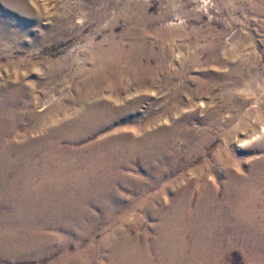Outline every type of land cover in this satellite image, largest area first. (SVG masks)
Wrapping results in <instances>:
<instances>
[{
  "label": "bare ground",
  "instance_id": "1",
  "mask_svg": "<svg viewBox=\"0 0 264 264\" xmlns=\"http://www.w3.org/2000/svg\"><path fill=\"white\" fill-rule=\"evenodd\" d=\"M11 1L23 5L21 0ZM249 3V10L264 18V0ZM129 23L133 27L119 40L93 46L89 58L94 66L79 71L84 88L78 94V111L71 114L60 107L47 114L37 123L36 129L45 134L38 140H32V131L20 123L23 85L2 91L0 206L9 211L0 215V248L20 250L25 246L31 250L56 242L59 236L65 241L73 238L77 246L75 254L61 264H80L88 256L106 264H228L235 251L244 264H264V156L245 161L233 151L264 141V116L255 110L233 126L246 107L244 101L234 104L237 115L231 118L229 114L220 116V105L213 98L199 104L200 95H213L221 73L209 74L208 79L188 76L184 60L189 59L195 67L198 57L180 52L175 73L163 67L164 81L170 84L176 78L182 83L184 79L186 86L177 87L160 113L149 109L145 122L130 133L126 129L112 131L132 110L122 104L127 96L125 82L150 90L157 79L148 61L153 49L145 38L174 37V31L154 27V20L129 19ZM127 39L138 41L126 48ZM233 49L223 53L228 63L236 61L221 91L228 104L236 101L232 86L240 92L247 87L245 77L240 81L233 77L244 67L253 73L256 66L244 49ZM209 60L200 65L204 73ZM105 88L117 92V103L112 102V96L104 99ZM197 108L206 109L207 115L195 127ZM44 125L45 131L41 129ZM94 138L98 139L89 143ZM216 143L215 152L209 155ZM133 167L143 170L145 184ZM121 185H133L143 194L157 189L156 195L141 204L149 221L158 216L157 225L149 229L152 237L148 232L143 237H124L123 229L117 228L92 250L82 251V240L93 237L94 226L115 224L125 202L118 191ZM162 198L166 199L163 210L155 214ZM129 204L134 207L135 201ZM85 221L93 225L86 228ZM117 222L135 230L140 225L122 218ZM65 241L64 248L68 247ZM113 242L115 249L108 254L106 248ZM103 252L107 253L101 256Z\"/></svg>",
  "mask_w": 264,
  "mask_h": 264
},
{
  "label": "rangeland",
  "instance_id": "2",
  "mask_svg": "<svg viewBox=\"0 0 264 264\" xmlns=\"http://www.w3.org/2000/svg\"><path fill=\"white\" fill-rule=\"evenodd\" d=\"M21 1H23L22 6L13 4L14 1L11 0H0V98L3 90L11 91L14 85H23L24 94L18 107L21 113L20 123L25 126L26 131H32L30 133L32 140L36 141L41 135H45L38 127L36 129V126L39 120L53 110L57 111L61 107L71 114L78 111V94L84 88L79 71L81 68L91 70L94 66V62L89 58L90 50L106 40H119L123 33L133 27L129 19L154 20V27L172 30L174 37L162 40L152 36L145 38L153 49V55L148 61L153 71H156L157 79L150 90L132 81L125 82L127 96L123 98L122 104L129 105L132 110L124 115L123 120L116 123L112 131L126 129V132L130 133L135 126L145 122L149 109L160 113L161 106L171 100L177 87L180 84L186 86L184 79L181 80L182 83L176 78L170 84L164 81L165 69L172 73L178 70L176 62L180 59L178 57L180 52L198 57V65L196 64L195 67L190 65L189 59L184 60L185 72L188 76L208 79L209 74L221 73L222 78L217 81L213 95H200L199 104L208 103L213 98L220 105L218 107L220 116L225 117L229 114L231 118L237 115L233 106L244 101L246 107L233 126H237L239 120L245 119L246 114L255 110L264 116V18L256 16L257 14L249 10L248 5L252 0ZM12 36L14 38L10 39ZM132 41L135 40L127 39L125 47L129 48ZM105 46L107 48L108 44ZM231 48H234L233 51L244 49L247 53L245 56L249 61L255 59L256 66L253 73L248 67H244L237 76L233 77L234 81H240L245 77L247 87L246 91L240 92L232 86L230 90L234 93L236 101L228 104L223 99L221 91L227 85L225 76L232 73L236 61L228 63L223 53ZM215 55L219 58H213ZM208 60L207 72L204 73L199 68ZM255 76L257 78L253 82ZM192 89L194 90L195 87ZM117 96V92L112 93L109 89H104L105 100L111 99L113 103H117ZM256 103L262 107L258 105L255 107ZM206 112V109L201 111L199 108L196 109L195 127L206 118ZM41 129L45 131L47 125L42 126ZM25 130L22 131L24 135H26ZM97 139L94 138L89 143ZM217 145L218 143L208 150L209 155L215 152ZM84 146L85 144L80 145L79 148ZM233 151L245 161L260 160L264 156V141L244 149L235 147ZM133 170L145 184L143 170L140 168L138 170L137 167H133ZM136 186L134 187L138 188ZM118 191L125 198V202L118 210L115 224L100 223L94 226L93 237L87 236L82 240V251L92 250L117 228L123 229L124 237H143L146 232L152 237V231L149 229L157 225L158 216L149 221L141 204L148 196L156 195L157 189L143 194L134 190L133 185L128 187L121 185L118 186ZM166 199L162 198V201L160 200L156 205L155 214L162 212V202ZM131 201H135V206L130 208ZM8 211L7 207L0 206V215ZM96 214L101 213L96 212ZM121 218L126 219L130 224L139 221L140 225L136 230L131 226H121L117 222V219ZM92 225L91 221L84 222L86 228ZM72 239L65 241L58 236L56 242L31 250L25 246L20 250L0 248V264H61L76 252V242ZM116 239L117 237L114 241ZM63 241L68 243V247L64 248ZM140 244L142 245V242ZM115 246L114 242L108 245L106 248L108 254L115 249ZM107 252L101 253V256ZM102 260L88 256L80 264H106ZM228 264H244V259L235 251L232 252Z\"/></svg>",
  "mask_w": 264,
  "mask_h": 264
}]
</instances>
